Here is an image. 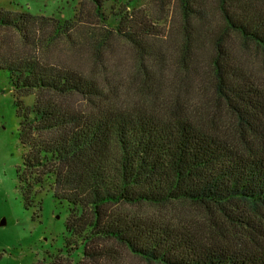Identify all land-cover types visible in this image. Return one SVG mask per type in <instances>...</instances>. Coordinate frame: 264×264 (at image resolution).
Returning a JSON list of instances; mask_svg holds the SVG:
<instances>
[{"label":"trees","instance_id":"16d2710c","mask_svg":"<svg viewBox=\"0 0 264 264\" xmlns=\"http://www.w3.org/2000/svg\"><path fill=\"white\" fill-rule=\"evenodd\" d=\"M91 1L107 21L103 0ZM174 1L172 57L137 8L103 27L105 40L136 47L152 99L172 61V91L161 93L169 116L124 106L98 80L33 51L45 31L81 30V9L58 18L0 7V71L33 97L14 101L18 188L26 208L48 188L67 211L61 247L39 264H124V252L149 264H264V0ZM142 207L174 208L190 223Z\"/></svg>","mask_w":264,"mask_h":264},{"label":"rangeland","instance_id":"374dc122","mask_svg":"<svg viewBox=\"0 0 264 264\" xmlns=\"http://www.w3.org/2000/svg\"><path fill=\"white\" fill-rule=\"evenodd\" d=\"M21 5L35 15L58 18H71L81 9V30L79 27L69 38L54 37V33L45 31L41 35L43 44L33 51L49 63L69 66L98 80L110 93L119 95V102L124 106L145 107L166 116L171 114L161 100V93L169 96L172 91L177 71L172 61L165 66V75L161 76V92L152 99L149 93L141 92L145 80L137 71L140 57L136 47L115 36L105 40L103 27L116 24L117 15L137 8L149 16L154 32L160 35L158 40L165 41L167 57H172L181 33L174 0H103L101 11L107 21H100L91 0H0L3 8L17 9ZM213 17L220 24L215 13ZM253 52L252 49L254 55ZM203 54L207 57L211 51L207 49ZM252 59L260 68V61ZM1 87L5 90L0 91V264H39L47 253L53 254L61 247L67 211L54 200L53 191L48 188L37 194L36 207H25L16 174L24 148L19 140V117L14 101L20 99L29 104L33 97L18 94L10 86L6 74L0 71ZM190 95L194 99L199 97L198 93ZM140 210L144 213L156 210L159 215L174 219L180 216L190 223V217L184 218L185 213L179 214L174 208L142 207ZM190 212L195 210L190 209ZM121 261L124 264H149L125 252ZM58 263L72 264L65 259Z\"/></svg>","mask_w":264,"mask_h":264}]
</instances>
